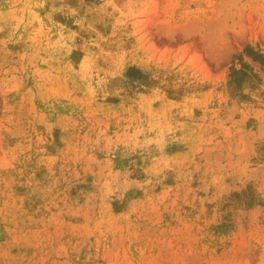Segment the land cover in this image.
Listing matches in <instances>:
<instances>
[{"label":"rangeland","instance_id":"obj_1","mask_svg":"<svg viewBox=\"0 0 264 264\" xmlns=\"http://www.w3.org/2000/svg\"><path fill=\"white\" fill-rule=\"evenodd\" d=\"M0 264H264V0H0Z\"/></svg>","mask_w":264,"mask_h":264}]
</instances>
